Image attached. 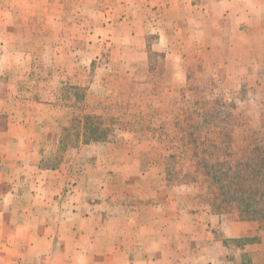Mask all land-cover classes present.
<instances>
[{
  "label": "rangeland",
  "instance_id": "1",
  "mask_svg": "<svg viewBox=\"0 0 264 264\" xmlns=\"http://www.w3.org/2000/svg\"><path fill=\"white\" fill-rule=\"evenodd\" d=\"M261 26L264 0H0V264H264L178 104L203 96L202 151L262 137Z\"/></svg>",
  "mask_w": 264,
  "mask_h": 264
},
{
  "label": "trees",
  "instance_id": "2",
  "mask_svg": "<svg viewBox=\"0 0 264 264\" xmlns=\"http://www.w3.org/2000/svg\"><path fill=\"white\" fill-rule=\"evenodd\" d=\"M182 93V100L178 102L179 114L193 116L195 121L191 119L189 123H179L180 130L184 131L181 145H190L192 149H197L183 158L192 161L195 171L205 175L206 180L215 185L218 203L235 205L239 208L242 220L257 221L264 225V133L259 134L262 137L256 138L242 134L238 140L235 133L237 124L233 122L228 133H219L218 138L208 140L210 151H202L199 149L202 142L199 137L202 136L195 137L194 132L204 130V126L208 124L211 127L212 124L209 123L208 113L202 111L204 103L200 100L203 96L197 99L194 109V106L187 107L184 101L187 98L186 93ZM195 95L198 96V93ZM210 119L213 121L221 118L219 114L214 113V117ZM189 126H193L195 131H189ZM88 127L87 119L84 128L88 130ZM235 159L237 162H234Z\"/></svg>",
  "mask_w": 264,
  "mask_h": 264
},
{
  "label": "crops",
  "instance_id": "3",
  "mask_svg": "<svg viewBox=\"0 0 264 264\" xmlns=\"http://www.w3.org/2000/svg\"><path fill=\"white\" fill-rule=\"evenodd\" d=\"M199 6H201L200 5V3H198V6H197V8L199 7ZM204 7V6H203ZM202 7V8H203ZM202 8L200 7V9L202 10ZM201 12V11H200ZM231 12H233L234 14H235V18H238V16H237V14H236V12H235V10L233 9ZM230 12V13H231ZM224 13H227V12H224ZM223 13V14H224ZM238 14H239V12H237ZM260 13V12H259ZM243 14H247V13H243ZM226 17H227V14H224V16L221 18V20H219V22H218V27L219 28H221V29H223V28H225V26L223 25V22L224 21H226L225 19H226ZM242 17L244 18V16L242 15ZM249 17V14H247V16H246V18H248ZM244 21V20H243ZM241 25V24H240ZM264 26H261L260 28H263ZM206 31L207 32H209L210 31V29H206ZM231 39V38H230ZM230 44V43H229ZM242 45L244 46V52H246L247 54H249L248 56H246V60H251L252 58H254L253 57V53L251 52V42L250 41H243L242 42ZM202 48V47H201ZM204 48V47H203ZM201 49L203 52H205V51H207V50H205V49ZM226 50L227 51H234V49L233 48H231L230 47V45H228V47L226 48ZM229 59H233L234 61L235 60H237L236 59V57H230Z\"/></svg>",
  "mask_w": 264,
  "mask_h": 264
}]
</instances>
